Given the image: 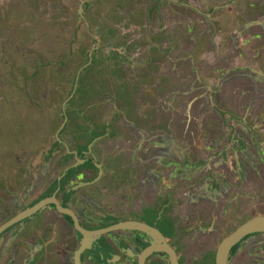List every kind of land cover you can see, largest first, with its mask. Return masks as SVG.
Wrapping results in <instances>:
<instances>
[{"label":"flooded vegetation","instance_id":"obj_1","mask_svg":"<svg viewBox=\"0 0 264 264\" xmlns=\"http://www.w3.org/2000/svg\"><path fill=\"white\" fill-rule=\"evenodd\" d=\"M230 6L227 29L218 7L181 13L198 32L183 31L180 50L196 37L206 44L197 57H165L183 69L166 77L159 95L154 79L148 88L137 80L132 118L114 105L110 120L96 113L72 121L61 106L43 140L49 151L7 158L0 226L49 201L0 235V264H264V231L221 249L239 227L264 218V0L219 8ZM185 77L208 86L200 91L215 98L206 108L215 112L211 120H184ZM87 95L91 113L97 97ZM180 109L181 119H172Z\"/></svg>","mask_w":264,"mask_h":264},{"label":"rangeland","instance_id":"obj_2","mask_svg":"<svg viewBox=\"0 0 264 264\" xmlns=\"http://www.w3.org/2000/svg\"><path fill=\"white\" fill-rule=\"evenodd\" d=\"M96 1L91 3L92 9L99 4ZM72 3V0H0V163L2 164L0 174L7 166V158L13 153L43 154L52 147L51 144L43 143V140H47V135H50L47 128L53 126L50 121L55 122L58 119L59 109L55 112L54 108H50L52 105L49 104L50 95L47 89L55 86L51 92L58 91L61 97H67L74 84L73 79L78 66L82 64V59L78 56L82 55L86 58L90 48L92 50L96 45L93 40L94 44L87 48V43L84 45L86 41L84 33H80L83 39L74 46L78 48L67 47L68 52L63 46L64 43L61 45L54 43L55 37H65L62 33V29L65 30L64 23L71 24L69 8ZM153 5H155L154 0L144 2V6L147 7L144 11L151 8V13H147L148 20L157 13ZM86 9L90 8L86 7ZM100 28L101 37H106L107 32L101 24ZM191 30H193L192 26ZM86 34L89 37L88 33ZM93 51L97 53V49ZM67 54L70 55L69 60L65 61ZM193 54L195 55L194 50L187 56ZM93 55L100 58L101 53ZM160 64L162 63H158ZM163 66L162 64L160 67ZM93 73L97 72L93 71ZM197 79L190 78L186 93L187 101L184 104L194 111L193 113L186 111L188 120H192L190 118L196 115L200 120H211L215 112L214 114L208 112L206 108L215 105V98L209 93L200 91L201 88L208 90V86H203L204 80L197 81ZM209 86L212 84L210 83ZM84 95L78 93L71 104L64 107L65 113L72 121H75L72 114L75 109L81 113L84 120L90 119L92 114L96 115L95 112L88 111L87 103L83 101ZM155 104L162 108L164 106L157 99ZM202 113L203 116L206 114L204 116L206 119L202 117ZM159 114L162 116L161 113ZM181 114L182 111L174 110L172 119L178 115L180 120ZM22 125H28L25 135L21 134Z\"/></svg>","mask_w":264,"mask_h":264},{"label":"crops","instance_id":"obj_3","mask_svg":"<svg viewBox=\"0 0 264 264\" xmlns=\"http://www.w3.org/2000/svg\"><path fill=\"white\" fill-rule=\"evenodd\" d=\"M72 1L73 3L69 8L70 17H72L70 20L71 24L64 23L63 28L65 30L62 29V33H64L65 37H55L54 43L59 45L64 43L65 45L63 46L66 48H78L74 46L78 45L80 40L83 39L80 33H84L86 36L84 37L86 40L84 45L87 43V48L94 44L93 40L95 41V47L92 50L90 48L86 58L82 55L78 56L82 59V64L80 62L81 65L78 66L76 76L73 79V88H70V92L74 93L75 90L76 95L79 93L83 96L84 94L87 95V90L90 91L87 96L93 95L97 97L95 102L92 99L90 100V103H94V109L91 112L99 115L105 114L104 116L107 119L112 118L114 105H120L124 111L130 112L128 117L132 118L134 113L131 105L135 97L138 98L140 92L138 90L142 88L141 84L135 85L137 80L139 83L145 82L146 88H148L149 85L147 83L152 82L154 79L155 87H152L158 91L159 95L163 89L162 84L166 77L172 73L179 74L181 72L183 68L179 63L175 62L174 67L171 64H166L165 57L169 56V53L180 58L187 56L190 51L194 50L195 55L193 54L192 57H197L200 51L203 50L206 43L205 40H202L203 38L199 39V37H196L195 43L189 44L188 50L183 48L180 50L179 44L184 41L183 31L188 32L190 29L191 33L195 34L198 32L195 20L190 23L181 22L179 19L181 13H189L191 9L206 11L213 6L218 7L215 9H220L218 11L222 21L220 26L222 25L223 29H227L232 21L231 15L233 12L231 6L225 7L223 10L219 8L222 4L229 3L230 0H154L155 5L153 6H155L157 13L156 15L153 14L148 20L147 13H151V8L144 11V8H147L144 6L145 0H97L96 2H99V4H96L93 9L91 3L95 0ZM83 1L84 4L81 10L83 21H80L78 8ZM183 4L187 5V9L184 8ZM86 7L90 9H86ZM82 22L84 24H81ZM100 24L107 32L106 37H101ZM191 26L193 30H191ZM86 33H88L89 37ZM246 40L244 38L243 42ZM93 49H97V53H92ZM65 50L69 51L68 48ZM99 53H101L100 58L93 55ZM69 56L68 54L66 55L65 61L69 60ZM212 58L210 55V62H212ZM158 63H162L164 66L160 67L162 64L158 65ZM195 66H197V62H195ZM93 71L97 73L94 74ZM184 79L185 89L188 90L190 78L185 77ZM210 83H213V80ZM53 89H55V86L47 89L48 95H50L48 97L49 104L52 105L50 108H54L55 112H57L60 109L59 107H67V105L71 104L72 100L70 101L69 98L72 97L70 96L71 93H69L68 98L61 97V94L57 93L58 91L51 92ZM151 89L153 90V88ZM104 97H108L107 99H110V101L102 106L101 103H104ZM142 100L143 98H140L139 102H143ZM157 100L159 102V99ZM156 110L158 112L157 115L160 112L162 113L160 108H156ZM187 110L191 113L194 112L193 108L188 109V107H185L183 108V113L186 114ZM208 112H212V110ZM65 116L68 120H71L67 114ZM57 117L60 119L59 115ZM73 117L75 121L84 120L78 114ZM73 117L71 118L73 119ZM186 117L185 121L188 120L187 114ZM52 121H50L51 124Z\"/></svg>","mask_w":264,"mask_h":264},{"label":"water","instance_id":"obj_4","mask_svg":"<svg viewBox=\"0 0 264 264\" xmlns=\"http://www.w3.org/2000/svg\"><path fill=\"white\" fill-rule=\"evenodd\" d=\"M83 4H84V1L80 3L79 8H78V14L80 16V21H83L82 12H81ZM48 201L49 200L41 201V202L35 204L34 206H32L31 208L19 213L17 216H15L10 221L2 224L0 226V235L8 227L12 226L14 223H16V222L30 216L34 212H36L43 205L48 203ZM74 223H75V221H74ZM75 227H77V229L79 228L78 225H75ZM118 227H119V225H113V226H111L107 229H103L101 231H91V232H89V234L95 235V234H99V233H103V232L113 231V230H117ZM262 231H264V218H255V219L245 223L241 227H239L238 230H236V232L234 234H232L226 240H224L221 244V249H222V251H224V250L226 251L227 248L230 246V244H232V242H234L236 239L240 238L241 236H245L247 234L255 233V232H262Z\"/></svg>","mask_w":264,"mask_h":264}]
</instances>
